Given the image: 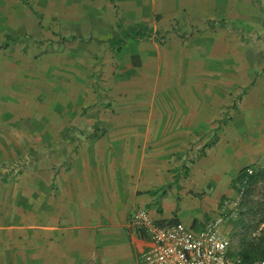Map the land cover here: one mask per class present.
<instances>
[{"label": "crops", "instance_id": "obj_1", "mask_svg": "<svg viewBox=\"0 0 264 264\" xmlns=\"http://www.w3.org/2000/svg\"><path fill=\"white\" fill-rule=\"evenodd\" d=\"M258 165L264 0H0V264H143Z\"/></svg>", "mask_w": 264, "mask_h": 264}, {"label": "built area", "instance_id": "obj_2", "mask_svg": "<svg viewBox=\"0 0 264 264\" xmlns=\"http://www.w3.org/2000/svg\"><path fill=\"white\" fill-rule=\"evenodd\" d=\"M242 176L240 195L249 187L250 178L264 177V166L248 167ZM223 225L221 216L199 230L182 223L162 225L152 220L147 209H138L130 219V226L150 240L143 264H241L231 255ZM250 264H264V257Z\"/></svg>", "mask_w": 264, "mask_h": 264}, {"label": "rangeland", "instance_id": "obj_3", "mask_svg": "<svg viewBox=\"0 0 264 264\" xmlns=\"http://www.w3.org/2000/svg\"><path fill=\"white\" fill-rule=\"evenodd\" d=\"M20 34L8 38L9 44H19ZM99 103L106 108L100 100ZM209 205L214 206V200ZM217 215L224 219L222 231L230 239L234 259L241 261L245 255L256 261L264 257V177L256 180L242 195L238 192L231 203H224Z\"/></svg>", "mask_w": 264, "mask_h": 264}, {"label": "trees", "instance_id": "obj_4", "mask_svg": "<svg viewBox=\"0 0 264 264\" xmlns=\"http://www.w3.org/2000/svg\"><path fill=\"white\" fill-rule=\"evenodd\" d=\"M134 38H137V34L133 36ZM243 171L241 172V174L239 175V177H237L236 181H235V189H238V192L240 191V188H237V185H241L242 184V180L244 179V177L242 176ZM256 182L255 179L250 178L249 179V186H252L253 183ZM178 222H170V223H161L159 222V224L165 225V224H175ZM242 256V255H241ZM241 264H250L251 262H253L252 259H249L247 256L243 255L242 259H241Z\"/></svg>", "mask_w": 264, "mask_h": 264}]
</instances>
